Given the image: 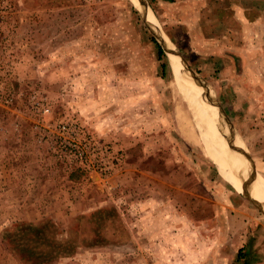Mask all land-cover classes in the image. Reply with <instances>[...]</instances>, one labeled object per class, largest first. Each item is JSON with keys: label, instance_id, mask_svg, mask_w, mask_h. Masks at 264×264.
I'll list each match as a JSON object with an SVG mask.
<instances>
[{"label": "rangeland", "instance_id": "374dc122", "mask_svg": "<svg viewBox=\"0 0 264 264\" xmlns=\"http://www.w3.org/2000/svg\"><path fill=\"white\" fill-rule=\"evenodd\" d=\"M139 1L161 33L135 0L2 3L0 264H38L10 234L48 220L72 246L44 264H264V193L243 191L205 155L176 77L200 92L221 151L263 178L264 118L234 111L230 63L186 48L187 12L162 19ZM215 12L222 37L235 18Z\"/></svg>", "mask_w": 264, "mask_h": 264}, {"label": "crops", "instance_id": "0c3cea01", "mask_svg": "<svg viewBox=\"0 0 264 264\" xmlns=\"http://www.w3.org/2000/svg\"><path fill=\"white\" fill-rule=\"evenodd\" d=\"M151 2L162 19L170 12H187L190 28L186 36V48L196 51L209 49L210 56H219L224 58L226 63H230L234 72V78H231L234 87V111L240 114H256L264 118V0H151ZM218 9L229 11L233 14L232 18H235L236 27L224 30L232 38L225 34L226 32L221 37L219 28L222 27L215 21L211 24L210 19L215 17V11ZM207 20L210 26L204 28ZM227 67L225 70L232 75L233 72ZM258 257L261 258V255Z\"/></svg>", "mask_w": 264, "mask_h": 264}, {"label": "bare ground", "instance_id": "6f19581e", "mask_svg": "<svg viewBox=\"0 0 264 264\" xmlns=\"http://www.w3.org/2000/svg\"><path fill=\"white\" fill-rule=\"evenodd\" d=\"M135 1L138 7L140 9H143L144 13H147L145 18L148 20V23L160 32L159 24L154 19V17L151 16L152 11L148 9L147 12L145 4H140L139 0ZM160 37L163 41H165L164 43L166 46H164V48L168 58L173 63H175V51L170 48L169 43L164 40L161 35ZM184 76L186 77L187 75ZM186 78L182 80L181 76L180 78L176 77V87L178 88L179 94L182 95L185 99H187V102L190 103L192 113L191 129L194 128L199 133V139L202 143V150L205 155L210 158V160L215 166H217L218 170H220L226 175L229 181H231L234 185L241 187L243 191L250 193H264V178L261 175L256 174L252 169L246 168L233 158L231 159L230 156L225 155L226 153L221 151V146L216 140H214V136L210 128H207L206 121L208 118V112L203 109V105L200 101L201 94L198 89L195 90L194 88H192L191 80Z\"/></svg>", "mask_w": 264, "mask_h": 264}, {"label": "trees", "instance_id": "16d2710c", "mask_svg": "<svg viewBox=\"0 0 264 264\" xmlns=\"http://www.w3.org/2000/svg\"><path fill=\"white\" fill-rule=\"evenodd\" d=\"M152 42L155 44L158 58L163 62V69L167 66L166 54L156 39H152ZM114 219H116L117 231L119 233V239L126 237L129 238V233L124 221L121 219L120 215L117 212L115 207L111 208ZM103 213V212H100ZM58 230L57 225L48 220L39 225H33L31 223H21L16 225L10 234L12 237V244L16 249L22 250L23 252H28V255L32 256L28 259L37 260L38 264H44L54 260L57 256L52 257L53 250L58 247L68 249L72 246V240L66 239L63 241L56 240L54 238L56 231ZM97 232V231H96ZM98 234H95V237ZM100 239V236L97 237ZM98 239V240H99ZM76 247L75 245L66 253H69L72 249ZM19 253V251H17ZM64 253V254H66ZM71 254V253H70ZM68 255V254H67ZM63 256V255H61ZM52 257V258H51ZM60 257V256H59ZM24 260V258H22Z\"/></svg>", "mask_w": 264, "mask_h": 264}, {"label": "built area", "instance_id": "2783aa9c", "mask_svg": "<svg viewBox=\"0 0 264 264\" xmlns=\"http://www.w3.org/2000/svg\"><path fill=\"white\" fill-rule=\"evenodd\" d=\"M3 2H4V0H0V36H1L2 32H3V26H4V23H5L4 9H3V6H2ZM3 98L5 100L6 91H5V87H4L3 77L0 74V102L3 100Z\"/></svg>", "mask_w": 264, "mask_h": 264}, {"label": "water", "instance_id": "95a60500", "mask_svg": "<svg viewBox=\"0 0 264 264\" xmlns=\"http://www.w3.org/2000/svg\"><path fill=\"white\" fill-rule=\"evenodd\" d=\"M159 42V41H158ZM160 43V42H159ZM161 45V44H160ZM187 67V66H186ZM219 107V106H218ZM220 113H221V111H220ZM222 115V114H221ZM236 138V137H235Z\"/></svg>", "mask_w": 264, "mask_h": 264}]
</instances>
